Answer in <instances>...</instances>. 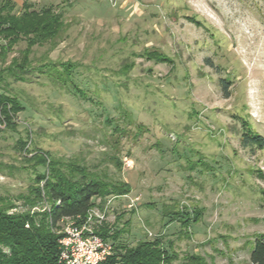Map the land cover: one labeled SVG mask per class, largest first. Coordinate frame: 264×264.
Masks as SVG:
<instances>
[{"label": "rangeland", "instance_id": "374dc122", "mask_svg": "<svg viewBox=\"0 0 264 264\" xmlns=\"http://www.w3.org/2000/svg\"><path fill=\"white\" fill-rule=\"evenodd\" d=\"M13 1L62 24L29 47L25 73L0 80L21 105L0 128V208L38 220L48 202L31 186L53 160L129 185L96 230L158 239L168 264H250L264 237V148L241 140L264 137V0Z\"/></svg>", "mask_w": 264, "mask_h": 264}, {"label": "trees", "instance_id": "16d2710c", "mask_svg": "<svg viewBox=\"0 0 264 264\" xmlns=\"http://www.w3.org/2000/svg\"><path fill=\"white\" fill-rule=\"evenodd\" d=\"M13 0L0 2V59L5 62L7 54L20 39L26 41V48L21 56H12L9 63L0 66V80L3 75L19 77L29 65L28 50L37 39L47 40L56 36L62 24L61 16L50 7L36 10L31 3H22L20 12L14 11ZM62 74L71 80L72 63H63ZM65 68V69H64ZM61 74V75H62ZM227 82L222 81V88L227 94ZM227 96V95H226ZM16 97L10 96L0 87V117L6 126H11L13 112L21 109ZM4 127V128H5ZM140 132V127H138ZM242 145L255 144L264 148V137L259 134L244 132ZM39 164L45 159L38 157ZM117 163L121 162L117 158ZM55 162L49 161L48 176L38 173L31 186L33 199H47L48 208L42 211L38 220L33 215L8 213L0 208V264H57L59 253L58 238L62 233L60 222L66 218H83L88 208L95 205V198L104 199L107 195L126 194L127 183H109L90 175L83 168L73 166L67 172L55 168ZM43 185L40 187V182ZM44 192V193H43ZM43 193V194H42ZM264 201V190L261 191ZM104 229V230H103ZM110 230L112 232H110ZM98 234L109 239L113 252L99 264H162L170 263L171 256L155 239L140 240L135 245L119 241L122 228L102 227ZM6 247L8 251H4ZM250 264H264V237L256 238L249 252Z\"/></svg>", "mask_w": 264, "mask_h": 264}, {"label": "built area", "instance_id": "2783aa9c", "mask_svg": "<svg viewBox=\"0 0 264 264\" xmlns=\"http://www.w3.org/2000/svg\"><path fill=\"white\" fill-rule=\"evenodd\" d=\"M4 127L3 117H0V128ZM116 197L111 195L102 205L91 206L83 218L63 220L62 235L58 238L57 264H99L112 254V242L98 234L94 225H101L105 221L110 202ZM136 199L131 198L130 205H134Z\"/></svg>", "mask_w": 264, "mask_h": 264}]
</instances>
